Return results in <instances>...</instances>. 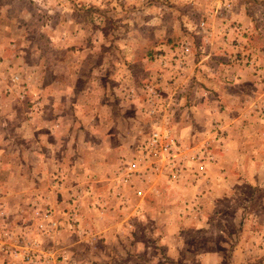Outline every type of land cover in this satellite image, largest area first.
Returning a JSON list of instances; mask_svg holds the SVG:
<instances>
[{"label": "rangeland", "instance_id": "obj_1", "mask_svg": "<svg viewBox=\"0 0 264 264\" xmlns=\"http://www.w3.org/2000/svg\"><path fill=\"white\" fill-rule=\"evenodd\" d=\"M200 4L193 7L188 0H0V162L8 159L10 164L5 170L0 167V199L6 195L7 203L0 201V235L5 237L0 239V264H205L187 260L188 249L194 253L209 247L205 244L211 237L219 242V223L231 228L239 221L227 205L220 208L223 214L208 215L216 225L214 231L191 230V223L202 215L201 192L211 190L207 183L211 174L240 169L254 173L246 163L239 170L230 164L224 170L218 159L227 133L219 120L207 119L206 114L221 104L214 100L219 90L205 86L197 69L191 68L208 45L204 39L209 31L207 11L213 6ZM246 4L252 30L236 22H227L226 28L237 29L247 42L235 60L245 66L255 64L252 68L259 71L260 55L250 48L264 50V0H246ZM251 41L262 44L254 46ZM54 79L69 87L88 88L80 93L86 100L98 92L99 97L114 95L104 98V110L112 105L103 113L105 119L98 123L99 118L92 117L95 104L82 105L85 117L79 119L76 131L70 128L64 135L47 138L32 116L43 110L40 100L44 98L34 87L36 81L46 84ZM63 91H67V105L74 109L69 99L73 90L65 87ZM113 104H121L118 116ZM253 108L264 115V103ZM129 111L134 117L126 119ZM29 128L40 133L33 139ZM153 131L175 147L173 158L147 147ZM35 139L50 141L52 147L43 143L38 148ZM196 153L200 159L192 158ZM17 159L36 161L15 166ZM125 162L135 165L134 172L125 169ZM60 167L63 176H58ZM36 173L40 179L32 188L40 191L38 199L32 198L36 192L29 191L30 183L24 180ZM90 174L101 175L103 182L89 186ZM103 183L107 194L102 196L112 198L106 206L118 208L101 214ZM52 189V197H44L45 190ZM13 191L20 196L15 198ZM140 191L147 193L146 198L139 197ZM92 195L99 198L94 204L96 215L82 214V204L91 201L87 197ZM20 225L12 238L11 233H3ZM178 227L179 235L195 247L183 246L182 258L175 260L167 254L168 247L156 243Z\"/></svg>", "mask_w": 264, "mask_h": 264}, {"label": "crops", "instance_id": "obj_2", "mask_svg": "<svg viewBox=\"0 0 264 264\" xmlns=\"http://www.w3.org/2000/svg\"><path fill=\"white\" fill-rule=\"evenodd\" d=\"M188 2L191 3L193 7H197V5L200 6V3L204 6H209L211 4L213 6L210 12L207 11L206 27L209 31L204 39L208 42V45L204 46V53L195 59L191 68L197 69L196 73H199L200 82L206 84L205 86L212 88V90H219L214 100L221 104L216 108L215 112L212 113L209 111L206 116L207 119L219 120L221 122V127L224 128L227 133V139H225L222 142L223 144L220 145L221 155H219L218 158L220 165H222L224 170L230 165L239 170L241 164L243 167L246 163V165L252 167L254 173L250 172V174H244L240 169L233 174L228 173L225 170L221 171L219 174L214 173L210 175L207 183L211 190L209 189V191H206L205 193L201 192L202 196L200 199H204L202 200L204 201V206L201 211L202 215L200 216V220L197 219V223H191V226L193 224V229L191 227L189 228H191V230L203 228L206 231L208 229L209 231H214L216 225L211 223L213 220H210L208 215L223 214V210L220 208H227V205L230 206L235 217H237V219L239 218V221H235L231 228L227 227L226 224L219 223V226L217 227L219 238L221 239H219V242L214 240L215 237H211V239L206 240L205 244V246L207 245L209 247H204L203 249L198 248L194 253L193 250L190 252V249H188V254L185 256H187V260L194 259L197 262L199 261L205 264H264V175H261V173L264 174L261 170V167H264V115H260L259 112L253 108L254 105L258 106L264 103V71H262V73L259 72L262 69L264 70V50L260 47L250 48L251 51L254 50L256 51V54L259 53L260 55L257 64L259 67H262V69L259 68V71L257 68H252L255 64L253 66H245L243 61L239 62V60H235L236 57L240 56L238 55V52H242V44L246 39L241 37L242 34L237 29L234 28L232 30L226 28V26L227 22H230L229 24L236 22V24L240 25V28L248 27L250 31L252 30L250 29L252 23L246 13L248 11L246 0H188ZM220 20H226L225 24H222L223 21ZM215 22L217 27H215ZM235 38L236 42L233 41ZM260 42H263V40H260ZM251 43L254 44V46H261L260 44H262H256L253 41H251ZM245 44L247 45L246 41ZM164 46L166 45L161 44V48ZM243 53L239 54L243 55ZM229 60H232V62L228 65L225 64ZM191 68L189 69L190 71H192ZM132 79L130 78L129 81H132ZM125 83L126 85H132V83H129L128 81H125ZM122 86L124 87V85ZM254 86L257 87V90L253 88ZM65 87L67 90L71 88L73 90V95L76 96L70 97L68 95V98L70 97L69 99L72 100L71 105H73L74 109L67 105V99H65V93L67 91H63ZM34 88L38 89L44 98L40 100L41 109L43 110L34 112L32 116L34 120H37V124L43 126L44 129H42L45 132L43 133L47 138L52 135H55L56 137L62 134L64 135L70 128L72 130L75 128L74 131H76L81 122L79 119L84 121L85 117V114H83L82 111V105L89 107L88 105L95 104V106L92 107L91 115L93 118L98 117V123H101L106 117L103 113L108 111L109 108L111 109L112 106L111 105L107 110H104L102 107L105 105L104 98L114 96L107 94L105 97H99L98 92L97 95H94L96 97L93 96L91 99L86 100L84 96H80V93H84V91L87 93L86 91L88 88L83 90V88H80L77 85L69 87L64 85V82L61 83L59 81L57 83V79L46 84H40L36 81ZM94 88L98 91L96 87ZM49 94H53V96L50 97ZM87 101H93V103L91 104ZM116 101H118V99H116ZM134 102L135 100L133 98L129 102V105L131 104V110H133L132 104H134ZM120 105L121 104L114 105L115 108L113 113H116L117 116L122 112L119 109ZM129 117H134L130 111L126 119ZM38 133H40V131L36 128H29L28 130V136L32 134L33 139ZM34 142L37 144L38 148H40V145L43 143V146L45 147L47 145L49 148L52 147L50 141L42 140L39 141V143L35 139ZM114 149H116V146ZM32 160L35 159H29V161H20L17 159V162L14 164L15 166L17 164L18 166H23V162L29 163L30 161L32 162ZM46 161L49 162L48 158L43 160L45 166L48 165ZM59 164V166H62L63 168L62 163L59 162ZM0 165L4 170L6 167L10 166L8 159H3V162H0ZM62 168L60 167L58 176L60 174L61 176L64 175L65 172ZM47 174L48 172L44 175ZM89 176L91 177L86 179L89 181V186H91L90 183L103 182V177L101 178V175H96L99 178L95 177L93 174H90ZM19 177L23 178L21 175H19ZM39 179L40 175L38 173L24 179L31 184H29L28 187L29 191L34 192L33 194L36 192V195L32 196L34 199L41 197V195L37 194L40 191H36V189L32 188L33 184L36 187V181ZM63 186L64 182H62V189L60 191L62 194H64V190H66ZM104 186L103 183V185L100 186L101 189L103 187V190L99 191V194L101 192L99 198H103L106 201H102L101 203L103 204H99V206H101V214L103 212L107 213L108 211H115L118 208V206L116 207V204H108L106 206V203H110L112 198L102 196V194H107V190L104 189ZM213 187H217V190L213 189ZM94 190L95 188H93L92 193H94ZM58 191L59 190L56 192ZM15 193L16 191L12 192V194ZM89 193L85 192L84 194ZM110 193L111 192L108 190L109 196L112 194ZM139 193V197L143 194L146 198L145 195L147 193H145V191L142 194L141 191ZM20 194L21 193L17 192L15 198L19 197ZM52 194L53 189L51 191L45 190L44 197H47L48 199L50 196L52 197ZM1 198L2 200L0 199V201H2L4 205L6 195L1 196ZM97 198V195L87 197V199H91V201L87 200L82 204V214H91L95 212L96 215V206L94 207V204L98 201L99 198ZM47 199L43 198L42 201L47 203ZM6 205L7 203L5 206ZM21 227V225L14 226L10 228L12 232L7 229L3 233H11L12 238L13 231H15V229H20ZM179 228L180 227L177 228V231L173 230L171 235L162 236L156 243L168 247L167 254L175 260L182 258L181 248L183 246L191 248L195 247V244L191 243L190 240L189 242H186L185 239L179 235ZM4 238L5 237L1 234L0 239ZM140 241L142 242V245H145L144 241ZM0 243H3V241L0 240ZM146 245H148V243ZM185 260L186 258L183 259V261Z\"/></svg>", "mask_w": 264, "mask_h": 264}, {"label": "built area", "instance_id": "obj_3", "mask_svg": "<svg viewBox=\"0 0 264 264\" xmlns=\"http://www.w3.org/2000/svg\"><path fill=\"white\" fill-rule=\"evenodd\" d=\"M147 147L150 148V150L152 149H160L162 151H165L166 153H169L170 156H172V158L175 156V152L173 151V149L175 148L173 145H170L168 142H163L162 141V133H160L159 131H153L152 134L150 135V137L148 138L147 142H146ZM146 147V148H147ZM199 158V153H196L192 156V158ZM208 156H206L205 158H207ZM124 167L126 170H128V172H134V168L135 165H133L131 162H125Z\"/></svg>", "mask_w": 264, "mask_h": 264}]
</instances>
